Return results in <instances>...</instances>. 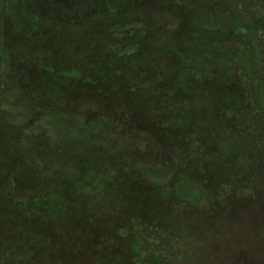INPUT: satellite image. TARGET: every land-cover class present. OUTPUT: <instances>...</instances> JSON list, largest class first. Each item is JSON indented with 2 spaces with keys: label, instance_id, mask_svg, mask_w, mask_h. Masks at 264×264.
Here are the masks:
<instances>
[{
  "label": "trees",
  "instance_id": "1",
  "mask_svg": "<svg viewBox=\"0 0 264 264\" xmlns=\"http://www.w3.org/2000/svg\"><path fill=\"white\" fill-rule=\"evenodd\" d=\"M32 2L20 12L15 0H0V96L28 107L22 120L1 116L0 224L10 245L1 243L0 264H177L184 234L162 217L129 212L128 195L124 210L104 211L112 185L145 174L160 180L152 201L163 215L209 206L219 208L214 219L237 220L235 206L254 208L235 238L257 244L251 258L240 253L241 264H264V179L228 175L229 150L264 121V0ZM44 115L68 122L53 132ZM148 142L153 154L137 147ZM203 149L222 170L212 187L199 180ZM31 151L40 162L25 167ZM53 158L103 169L101 178H45ZM39 178L45 186L34 193ZM86 222L88 236H75ZM134 233L142 258L128 250Z\"/></svg>",
  "mask_w": 264,
  "mask_h": 264
},
{
  "label": "rangeland",
  "instance_id": "2",
  "mask_svg": "<svg viewBox=\"0 0 264 264\" xmlns=\"http://www.w3.org/2000/svg\"><path fill=\"white\" fill-rule=\"evenodd\" d=\"M15 2L20 12H25L26 9L30 8L34 4V2L30 4V0H15ZM6 21H8L9 23V20ZM4 43L8 47L11 46V41L9 39H4ZM27 112L28 107L23 106L20 101H16L9 96L5 97L4 95H1L0 133H2L3 131L5 132L6 128L4 120H7L10 115L19 114L20 117L15 118L16 121H19L26 118L25 116ZM85 113L86 114L83 116V120L87 118L89 121V117H92L94 115V113L92 112L89 113V110H87ZM146 114L148 113L145 111L141 112L140 115L134 113V117L137 119V116L139 118L143 117V115ZM1 116L5 117L4 120L1 119ZM40 120H47L49 124L50 122H52L51 125L54 128V130H52L53 132H56V130L58 131L59 126H61L65 121L68 122L66 118H55L52 116L50 117L49 115H44V117H41ZM253 120H260V118L256 116L253 117L251 119V123ZM261 122V130L256 133V135L251 134V136L244 140L246 144L244 143L241 146H233V148L229 150L231 158V163H229L230 166H228V175L230 176L229 179L236 178L238 176H241L242 178L244 177L246 179H264V121ZM252 137L260 138V143L255 149L251 148L250 144H248L250 140H252ZM1 138H3V136ZM16 138L14 139L13 137L12 139L14 145L18 143V140ZM137 147H139L138 149L140 152H154L153 148H150V142H148V144L138 143ZM180 148L185 149V146L181 145ZM3 149L4 147L0 145V150L2 151ZM33 149L31 150L34 151ZM36 150L40 149L37 148ZM32 151L23 152L25 167L30 166V161L38 164L40 162L38 160V156L36 155V151L35 154H33ZM57 155L62 156L63 154L60 152L59 154L57 153ZM140 155L138 154L137 157H141ZM44 156L45 154H42L40 155V158H43ZM197 159L199 162V167H197L198 173L200 174V176H202L201 178H204L199 179L200 182L206 183L209 187H212L214 183L218 184L217 182L222 180L218 179L220 173H222L221 167L217 166L216 162L214 163L210 157L204 155V149L203 151L199 152ZM65 161V159L54 161L53 158L51 163H47L48 167H46V175L48 176L43 177L51 179L83 180L85 178V183H88L89 180L92 179L96 182L97 178H101L100 174H102L101 172L103 171V169L99 170L98 168H93L92 171L91 167H88L85 164L69 162L72 164L67 163V165H65ZM42 162L44 163V161ZM260 167L263 168L261 173L254 174L256 170H259ZM145 176L146 178L142 177V179H135L134 181L121 179L118 183L112 185V187L107 191V197L103 201V205L107 207V209H105L104 211L108 212V214H112L115 211L117 213L124 210V197L128 195V203L130 204L128 205L129 212L139 214L141 211H146L149 213L151 212L152 214H156V216L158 217H162L161 219L158 218V221L159 223H161V225L164 224L163 226L165 228L167 227V229L177 230L179 233L184 234L182 240L183 252H180L179 254H176L174 256V261H176L177 264H241L239 258L241 255L240 253L243 251L245 252V255L247 257H252V253L254 249L257 248V244H255L253 240L251 241L249 239L244 240V243L242 241L241 243H239L236 241L235 236H237V233L240 230L239 223L237 222L239 218L242 221L240 222V224H243L244 226V222H250L251 218L253 217L255 213L254 208L243 211L237 209V207L235 206L236 211L239 212V218L237 220L234 217L229 219H219L217 217L216 219H214V214H219V208L213 207V209H210L209 206L203 207L201 209H195L194 207L190 208L189 206L183 207L180 205L178 209L170 208L169 214L167 213L168 215H163L161 213V209H163V207L161 205H156V203L152 201L156 197V193L152 190L154 189L153 186H158V184H160V180L156 177H149L148 174H145ZM45 181L46 180L43 178L38 179L39 184L36 185V187L33 189L34 193L39 192V190L43 186H45L43 184ZM86 188L88 189V187ZM174 192L173 195L177 196ZM114 199L116 200L115 203H113ZM216 199H218V197ZM66 203L69 209L67 212L73 215L76 213H80L81 210H78L75 202ZM86 208L87 209L85 211L87 212H89V209H91L89 208V205L86 206ZM229 209H233L231 213L234 214V206L228 207V210ZM210 212L212 214L210 219H208L206 215ZM190 213H192V215L191 219L189 220L187 216ZM119 219L120 218L115 215L112 221H117ZM130 222L133 221L131 220ZM178 227L180 228L179 230L177 229ZM245 228L247 229V225H245ZM74 230L77 231L75 236H88L89 222H86L83 227H75ZM82 231H84L83 234H80L79 232ZM127 234H129V231H124L123 233H121V235H123V237L125 238L128 236ZM9 235V228L0 224V238L3 239L6 236V240H3L4 242H2V240L0 239V245H10ZM134 240L135 242H133ZM136 241L137 235L136 233H134L132 236L131 244L128 245V250L130 251V253L140 254L139 257L142 258L144 253H142L143 251H140L137 245L138 243H136Z\"/></svg>",
  "mask_w": 264,
  "mask_h": 264
}]
</instances>
